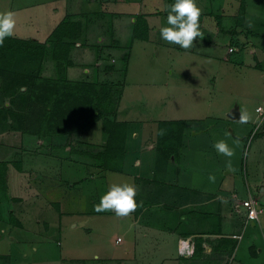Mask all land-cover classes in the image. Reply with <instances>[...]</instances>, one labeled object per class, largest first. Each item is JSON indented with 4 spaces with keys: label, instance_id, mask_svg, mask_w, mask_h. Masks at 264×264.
<instances>
[{
    "label": "rangeland",
    "instance_id": "374dc122",
    "mask_svg": "<svg viewBox=\"0 0 264 264\" xmlns=\"http://www.w3.org/2000/svg\"><path fill=\"white\" fill-rule=\"evenodd\" d=\"M73 4L62 0H0V14H15L14 34L17 37L42 38L55 27L57 34L64 32L62 26L57 27L69 19L65 17L69 14L65 9ZM154 6L152 2L141 8L137 4H122L117 8L118 13H107V9L102 8L100 16L98 11L92 13L95 8L89 6L85 8L83 17L76 15V18H81L84 34L73 57L85 66L83 71L88 68L89 72L79 71L78 76L81 74L82 77L75 78L108 82L121 80L123 91L117 103V120L123 121L125 129L128 121L143 127L145 149L162 133L160 147L167 149L170 143L178 153L173 152L167 158L164 152H159L158 157L162 156L164 162L178 164L180 175L182 170L196 176L209 173L216 182L223 178V182L227 180L224 184L232 189L245 185L246 180L251 182V151L257 137L264 131L261 129L263 125L259 124L260 114L255 111L258 103L264 106V96L260 94L261 90L264 91L261 74L255 75L254 70L244 64L225 67L214 59L211 50L225 51L232 35L219 29L212 18L207 19L209 30L205 27L201 31L202 36L197 38L191 49L185 50L179 45L174 48L173 44L161 38L160 28L169 26L168 13L161 9L149 18L153 26L150 36L148 32L144 40L132 39L135 11L157 9ZM70 9L73 6L67 11ZM213 26L214 32L211 31ZM100 45H104L106 52L102 62L98 63ZM234 48L236 51L230 55L233 61L241 51L239 47ZM244 50L249 52L250 47L246 45ZM112 56L114 62L111 61ZM12 62V70L25 71L35 68L40 58L37 54L20 53ZM111 63L113 69H106ZM1 79L3 74L0 72V82ZM70 100L78 103L72 97ZM22 102L25 103L26 99ZM32 102L34 104L35 100L28 103ZM240 102L247 116L251 112L253 115L243 138L235 133L238 119L225 114L229 105ZM79 105L83 107L81 102ZM177 113L191 115L187 119L193 123L192 129L184 130L175 141L163 133L167 134L178 124L162 121V118ZM27 114L11 123L13 127L0 131V161L10 160L8 168L0 162V169L5 167L9 175L6 187L0 182V233L4 240L11 241L12 259L21 264H57V259L63 256L67 259L71 255V261L68 259L63 264H161L156 263L162 255L158 250L147 252L149 239L142 226V213H139L146 204L139 194L135 199L141 206L128 218H117L112 211L98 213L94 210L112 184L138 186L131 174L123 172V164L118 169L122 161L111 159L105 162L106 159L96 157L95 153L106 139L101 119L86 131H76L71 135L65 132L38 135L33 132L37 126V113L30 110ZM8 121H13V117ZM216 123L223 125L220 131L212 128ZM197 132L202 133L201 137ZM134 136L139 137L138 134ZM97 138L101 141L99 146L97 142L94 145L90 141ZM219 141L226 142L234 150L231 158L217 152L214 145ZM131 156H124L123 162H128ZM131 159L139 161L138 158ZM228 159L239 162L237 170L224 165ZM213 185L215 188L216 184ZM156 201L159 204L160 200L153 201L152 210L158 217L160 209ZM149 206L150 210L151 204ZM12 209L22 220L21 225L10 221V216L15 217ZM30 217L32 221L28 220ZM135 219L139 222H134ZM164 234L163 231L162 236ZM118 236L121 240L116 241ZM74 256H85V259Z\"/></svg>",
    "mask_w": 264,
    "mask_h": 264
},
{
    "label": "crops",
    "instance_id": "0c3cea01",
    "mask_svg": "<svg viewBox=\"0 0 264 264\" xmlns=\"http://www.w3.org/2000/svg\"><path fill=\"white\" fill-rule=\"evenodd\" d=\"M74 2L73 9L66 12L69 13L65 17L72 22L79 23L74 35H64V42L62 43L61 62L63 63V72L59 73L57 68V60L52 55V44L47 41L50 34L40 38L34 37L39 41H46V50L41 60V75L56 78L59 75L65 76L70 80H85L90 82H103V80H91L90 78H75L82 77L79 71H83L85 67L83 64L75 61L74 54L76 45L79 46L81 38L84 34L83 23L81 18H76V15L83 17L87 7L92 6L95 8L92 13L100 11L102 8L107 9V13H118V9L122 4H129L134 6L137 4L140 8L149 3L155 4V10L148 11H135L133 28L131 32L132 39H143L140 37H133V30L138 13H144L147 19L149 32L153 31V26L150 22V16L157 10L166 11L165 9L172 5L175 0H62ZM201 1V2H200ZM128 2V3H126ZM68 4V3H67ZM196 4H199L201 9L200 16V31L204 30L208 25L207 19H214L219 29L228 31L232 37L228 44V50L218 52L216 48L211 50L212 56L215 60L220 61L224 66H232L244 64L249 69H253V73L256 75L260 73L264 82V0H245V10L242 17H238V8L241 4V0H196ZM112 6V7H111ZM111 7L112 9H108ZM114 7V8H113ZM100 8V10H97ZM100 13V14H99ZM216 14V16H214ZM212 25V24H210ZM209 25V26H210ZM215 27L211 30L214 32ZM13 36H16L14 34ZM27 38V37H21ZM210 38V37H209ZM149 39V38H148ZM69 43V44H66ZM174 48L176 44H173ZM248 45L250 51L246 52L244 48ZM239 47L240 52L236 55L235 61L230 60V55L236 51H229V47ZM78 48V47H77ZM48 50L47 54L46 51ZM98 63L102 62L105 51L104 45H100L98 48ZM46 56L48 57H45ZM66 54V58L63 56ZM52 57V58H51ZM111 61L114 62L115 58L112 56ZM237 63V64H236ZM219 66V65H218ZM114 65L108 64L106 69H113ZM221 68V65H220ZM85 72V71H83ZM89 69L86 68L88 73ZM121 81V80H118ZM117 82V81H113ZM264 86V83H262ZM260 94L264 96V91L261 90ZM232 104V103H231ZM240 109L243 115L246 114V109L243 108L241 102ZM262 105L258 103L255 107ZM231 105L226 108V113ZM264 108V106H263ZM225 113V114H226ZM259 114V112H257ZM220 116V115H219ZM227 116V114H226ZM242 116L240 118H242ZM252 112L249 114L251 119ZM191 115L183 116L181 114L169 115L162 120H179L185 121L184 130L192 129L191 121L187 118ZM216 117V115H215ZM218 117V116H217ZM257 117V115H256ZM255 117V118H256ZM238 118L236 122L237 135L245 136L246 130L249 129L250 119L247 123L242 122V119ZM254 118V119H255ZM241 121H240V120ZM253 119V120H254ZM252 121V119H251ZM212 126L216 128V131H220L223 127L222 124ZM252 124V122H251ZM125 141V156L128 154L138 158L142 162H123V172L131 174V177L135 178V182L138 185V194L144 200V205L140 208L143 218L144 230L147 233V252L158 250L160 252V260L157 259L156 263L165 264H264V211L260 213L259 220H246L245 207L241 201L249 196H254L259 199L264 206V131L261 136L257 137L254 142V148L251 153L253 155L249 162L251 169V182L246 180L245 185L241 184L238 188L227 187L222 181H212L209 177L212 174L199 173L198 176L192 175L191 172L185 170L179 173V165H173L172 162H164L160 159L157 160V151L155 142H152L148 149L144 146V131L143 127L139 126L136 122L131 123L128 121ZM135 125V126H134ZM262 130H264V123L261 124ZM183 130V131H184ZM204 130L202 128L201 132ZM234 130V127H233ZM4 132V131H3ZM1 132V134L3 133ZM201 137L202 133H199ZM138 134V139L134 136ZM136 139V140H135ZM91 143L98 146L101 143L100 138L90 140ZM97 142V143H96ZM132 143V144H131ZM130 146V147H129ZM134 149V150H133ZM138 149V151H137ZM133 150V152H132ZM192 154V152H189ZM143 154V156H142ZM209 157V154H207ZM152 157V158H151ZM191 159V157H189ZM152 162H149V161ZM192 162V160H191ZM239 162H233L230 159L225 161V166L234 167L236 170L239 167ZM131 166V167H129ZM184 166V165H182ZM181 166V167H182ZM185 167V166H184ZM126 168V169H125ZM147 168L149 170L146 172ZM183 168V167H182ZM121 170V171H122ZM226 173H229L228 171ZM96 177L97 174H94ZM9 179V175H8ZM230 181V180H229ZM216 184L215 188L213 184ZM243 185V186H242ZM136 186V185H135ZM21 199V195H20ZM19 199V200H20ZM160 200L157 207L160 209L157 214H153L152 205L153 201ZM151 209L149 210V205ZM165 205L163 207V205ZM148 206V207H147ZM14 212V209H12ZM150 211V212H149ZM9 215V212L7 213ZM150 214V215H149ZM14 219L10 220L13 224L21 225L22 220L15 214ZM149 218V220H148ZM161 219V221L159 220ZM32 221V217L30 219ZM140 220V219H139ZM158 220V222L156 221ZM17 221V222H16ZM19 222V223H18ZM134 222H139L136 219ZM150 222V223H149ZM159 227V228H158ZM163 231L165 234L162 236ZM235 234H239L236 236ZM119 237V236H118ZM4 236L0 233V264H21L19 261L12 259L11 241L4 240ZM13 240V236L11 238ZM121 240V239H120ZM116 241H119L116 239ZM71 255L64 259H57V264L66 263L69 259L71 261ZM83 257L85 256H74ZM82 261V260H81ZM78 264L77 262H75ZM80 264H83L80 263Z\"/></svg>",
    "mask_w": 264,
    "mask_h": 264
},
{
    "label": "trees",
    "instance_id": "16d2710c",
    "mask_svg": "<svg viewBox=\"0 0 264 264\" xmlns=\"http://www.w3.org/2000/svg\"><path fill=\"white\" fill-rule=\"evenodd\" d=\"M165 10L164 12H169L168 7ZM244 10L245 0H241L238 11L239 18L243 16ZM58 25L57 28L62 26L64 32L57 34L55 27L47 41H50L52 44V55L57 60L59 73H62L61 52L63 51V37L64 35H74L78 26L77 22L70 20L61 22ZM148 29L149 25L145 14L139 13L136 17L133 37L145 38ZM45 50L46 41H39L33 37H7L4 45L0 47V72L3 74V79L0 82V131L13 127L11 123H14L15 120L18 121L21 117L23 118L24 114H27V111L30 110L37 113V126L34 127L33 132L39 133L38 135H60L61 132L71 135L76 131H86L95 121L101 119L106 139L101 144L102 148L95 155L99 159H106L107 161L104 160L105 162H109L111 159H119L120 162L122 161L121 165L118 166L119 169L123 164L125 156L128 124L126 122L125 129L123 121L117 120L116 117L117 103L122 95L123 83L121 81L90 82L85 80H70L62 75L60 78L43 76L40 71L41 60ZM20 53L37 54L40 58L39 64L35 68L30 67L25 69V71L12 70V60ZM66 57L65 54L63 58ZM71 97L78 103L72 102L70 100ZM25 99L26 102L23 103L22 100ZM31 99L35 100L34 104L33 102L32 104L28 103ZM79 102L83 104V107L79 105ZM26 103H28L27 106H25ZM29 106L32 108L27 109ZM12 117L13 121L9 122L8 119ZM162 121L178 124V126H173L174 128L169 130L167 134L163 133V136L167 135L172 139L175 138V141L178 140L184 130L183 120L166 119ZM161 134L158 135L155 142L157 155L159 156V152H164L167 158H169L173 152L177 154L178 150L176 151V149L172 148L170 143L167 145V149L160 147L163 140ZM159 158L164 160L162 156L157 157V159ZM9 161L6 159L0 162H4L5 167L8 168ZM5 167L0 169V182H2L4 187L7 186L8 179ZM10 220H13L11 216Z\"/></svg>",
    "mask_w": 264,
    "mask_h": 264
},
{
    "label": "clouds",
    "instance_id": "9594fccd",
    "mask_svg": "<svg viewBox=\"0 0 264 264\" xmlns=\"http://www.w3.org/2000/svg\"><path fill=\"white\" fill-rule=\"evenodd\" d=\"M15 14L7 12L0 14V47L4 45L7 37L14 35ZM201 9L197 6L196 0H175L169 6L167 16L168 27L160 28L161 38L170 43L179 45L187 50L191 49L198 37L202 36L200 29ZM262 109H257V112ZM249 116L243 115L242 122L247 123ZM215 149L221 155L231 158L234 150L229 148L224 141H219L214 145ZM214 181V177H209ZM138 190L135 185L129 183L112 184L108 192L100 199L99 204L95 205L96 212L112 211L117 218H128L141 206L137 203L135 197Z\"/></svg>",
    "mask_w": 264,
    "mask_h": 264
},
{
    "label": "built area",
    "instance_id": "2783aa9c",
    "mask_svg": "<svg viewBox=\"0 0 264 264\" xmlns=\"http://www.w3.org/2000/svg\"><path fill=\"white\" fill-rule=\"evenodd\" d=\"M234 46L229 47V51H233ZM257 109H262V111L259 112L260 114V120L259 124L264 123V108L263 106L259 105ZM242 205L245 207V214H246V220H253V221H258L260 213L264 211V206L261 204L258 198L254 196H249L247 198H244L241 201ZM236 236H239V234H235ZM117 240H120V237H117Z\"/></svg>",
    "mask_w": 264,
    "mask_h": 264
},
{
    "label": "water",
    "instance_id": "95a60500",
    "mask_svg": "<svg viewBox=\"0 0 264 264\" xmlns=\"http://www.w3.org/2000/svg\"><path fill=\"white\" fill-rule=\"evenodd\" d=\"M227 116L233 119H238L242 116V112L238 103H234L227 111Z\"/></svg>",
    "mask_w": 264,
    "mask_h": 264
}]
</instances>
